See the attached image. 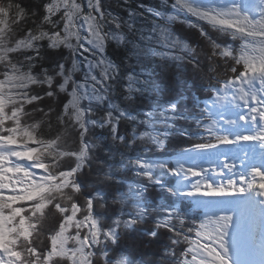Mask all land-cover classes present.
Here are the masks:
<instances>
[{"label":"snow or ice","instance_id":"obj_1","mask_svg":"<svg viewBox=\"0 0 264 264\" xmlns=\"http://www.w3.org/2000/svg\"><path fill=\"white\" fill-rule=\"evenodd\" d=\"M39 3L40 0L34 4ZM85 4L88 12L84 11ZM173 7L238 42V47L218 43L199 23L169 16L170 20L197 28L200 36L211 43L212 56L222 59L232 75H226L219 87L210 86L213 105L204 107L195 118L198 130L195 135L201 142L179 149L177 158L167 163L133 161L134 174L145 182L127 192H115L120 203L129 204L132 211L126 213L121 208L111 215L107 226L97 210V201L106 199L107 194L94 181L86 183L78 179L90 156L89 142L84 137L89 131L86 118L91 110L83 107V102L85 99L91 102L92 97L87 94L86 84L77 83L73 78L79 71L75 60L70 69H66L64 63L54 66V70L43 66L46 48L52 51L64 48L71 52L87 44L99 53L104 52L108 38L100 23L103 20L100 0H44L40 14L35 7L29 10L18 3L20 11L15 23L0 14V264H95L98 250L104 264H133L136 258L127 250V245L120 243L121 225L141 245L157 244L163 234H170L171 246L180 245L182 241L176 237L183 234L178 232L176 224L184 222L180 215L183 209L174 213L171 207L158 206L156 197L148 194V181L163 183L162 179L157 181V172L169 177V193L190 187L185 193L187 196H200L209 201L228 199L235 202V206L219 215L206 213L205 218L183 236L185 248L177 253L175 247L166 245L158 253L160 259L153 264H163L166 260L171 264H232L230 259L224 260L213 245L210 225L215 223L222 229L235 226L239 235L244 227L252 226L257 215L264 218V162L248 163L242 171L237 170L235 162L229 163L227 157L220 170L215 165L187 162L192 153L221 147L258 145L264 153V0H174ZM28 21H31L30 26L21 28ZM115 38L123 41L122 36ZM161 41L172 51L154 55L184 60V56L175 53L180 46L189 53V61L195 59V49L179 38H170L166 30L161 31ZM89 67L99 73V79L92 75L94 82L113 79L108 72L115 70V65L103 56ZM57 78L60 83H56ZM127 79L131 81L132 77ZM217 84H220L219 79ZM41 89L42 92L38 91ZM128 92L131 98V86ZM60 93H66L70 99L57 114L55 104ZM100 99L97 95L96 102ZM44 100H51L52 104L45 107ZM225 102L237 107L236 118H225L222 113L213 112L214 108H223ZM33 114L48 117L49 124L55 114V135L44 138L38 132L45 122L43 119L27 123L26 119ZM105 116L115 138L123 143L124 137L116 135L118 123L121 118L132 117L122 111L118 115L109 111ZM112 116L116 117L114 123ZM148 116L143 121L146 125L150 124L151 114ZM161 116L165 120L169 116L191 118L176 114L175 104ZM90 123L97 125L96 120ZM69 124L79 130L76 150L67 146ZM228 128L241 130L233 135ZM181 134L185 139L194 135L190 131ZM132 135L138 139L150 138L161 150L168 144L167 138L160 139V133L144 131L136 135L134 129ZM205 137L207 142H203ZM240 151L243 165L248 152L245 148ZM69 160L74 161L71 167L67 166ZM208 173L226 176V183L221 181L217 185ZM122 182L120 178L112 181L114 185ZM160 207L165 210L161 212ZM145 221L152 227L140 231L137 225ZM226 235L221 232L219 247L228 251L223 243ZM42 236L45 239L38 244ZM139 264L144 262L139 261Z\"/></svg>","mask_w":264,"mask_h":264},{"label":"trees","instance_id":"obj_2","mask_svg":"<svg viewBox=\"0 0 264 264\" xmlns=\"http://www.w3.org/2000/svg\"><path fill=\"white\" fill-rule=\"evenodd\" d=\"M38 0H0V14L11 23L18 19V3L23 4L31 10L36 8L40 14L44 0L39 4H34ZM174 0H100V7L103 13V31L108 41L103 53L97 52L88 45L76 48L69 52L61 48L58 51L45 49L43 55L45 60L43 66L54 70V66L64 63L66 69L71 68L72 61L79 65V71L73 74L77 83L86 84L87 94L92 97V101L87 99L83 102V107L91 110V115L86 118L89 131L84 137L89 142L90 156L87 159L84 172L78 179L86 183L91 180L96 186L107 194V198L97 201L98 214L105 220V226L110 223L111 215L120 211L121 208L127 213L132 211L129 204L122 205L119 199L114 196L115 192H127L136 185L143 184L139 176L134 174L135 166L133 161L144 159L147 161L167 163L174 161L176 153L181 148L191 146V143L201 142L195 133L198 132L195 125V118L200 111L207 107V103L214 97L211 94L210 86H220L225 76L232 74L227 72V65L219 57H213L211 43L200 36L197 28L189 27L188 24L176 20H170L169 16L175 15L180 21H190L199 23L208 31L212 40L218 43L233 44L238 47V42H234L230 36L213 30L203 21H196L195 17L179 14L173 7ZM84 11L88 12L87 5ZM21 25V28L30 26ZM120 27L117 28L116 25ZM166 30L170 38H179L182 43H186L190 48L195 49V59L189 61V53L182 50L180 46L175 49L177 55L184 56V60H176L172 57H160L154 55L157 52H171L164 47L161 41V31ZM122 36L123 41L115 37ZM170 42V40H169ZM88 50H85V49ZM103 56L115 65V70L108 72V76L113 79L104 78L103 82L93 81L92 75L99 79L98 71L89 67ZM131 76L129 81L127 77ZM219 79L220 84H217ZM57 78L56 83H60ZM129 86L132 88L131 98H129ZM71 86H69L70 88ZM95 90V91H94ZM40 92L43 89L38 90ZM101 97L96 102V96ZM106 97V99H103ZM70 97L66 93H60L56 99L57 114L68 103ZM52 104L51 100H44L42 105L47 107ZM175 104L176 114L191 117L189 119H174L169 116L164 119L161 113H168L169 106ZM112 111L115 114L124 112L132 119L121 118L118 123L116 135L124 137V142L120 143L112 133L105 114ZM150 116V124L143 121ZM203 119V117H201ZM43 119L45 122L38 129L44 138H51L56 133L55 114H53L51 124L48 117H41L33 114L26 122L31 124ZM96 120L97 125H92L90 121ZM116 120L112 116V122ZM135 129L136 135L144 131L160 133V139H168L166 149H158L150 138L138 139L132 135ZM79 130L74 124H69V134L67 136L68 148L76 150L79 147ZM183 131H190L194 135L190 139H185L181 134ZM167 132L170 135L165 137ZM203 142H207V137ZM74 161L69 160L67 166L71 167ZM123 165V167H121ZM115 178L122 179V183L114 185ZM163 183H153L148 181V194L156 197L158 206H168L175 213L182 208L180 215L184 222L177 223L178 232L183 235L177 236L182 242L178 246H171L168 235L163 234L159 243L139 244L134 240L133 235L128 234L129 230L121 225L122 239L120 243L127 245V250L136 258L133 264H153L154 260H159V252L168 245L175 247L179 253L187 245L183 242V236L189 234V228L198 224L202 219L203 212L194 208L188 198L183 197L178 191L169 193L167 190L169 177L157 172V181ZM91 190V189H90ZM151 203V201H149ZM161 212L165 209L160 207ZM155 215V213H152ZM125 219L127 216L124 217ZM151 217H149V220ZM152 224L148 221L140 223L137 228L144 231ZM163 231V230H161ZM194 238V234H192ZM42 236L37 240L38 244L44 241ZM103 248V245H101ZM95 264H104L101 255L98 254ZM163 264H171L166 260Z\"/></svg>","mask_w":264,"mask_h":264},{"label":"bare ground","instance_id":"obj_3","mask_svg":"<svg viewBox=\"0 0 264 264\" xmlns=\"http://www.w3.org/2000/svg\"><path fill=\"white\" fill-rule=\"evenodd\" d=\"M223 111V113H227V117L230 116L232 117L233 119L236 118V113L238 111L237 107L236 106H224L221 110V112ZM230 131L231 130H234L233 131V135L240 131L241 129L239 128H230L229 129ZM241 148H245L248 152V156L247 158H244V163L242 165V153L240 151ZM219 153V154H218ZM206 154L208 156V154H211L215 157H208L206 160L203 158V155ZM262 155L263 153L261 152L260 148L258 147V145H241L239 147H233V148H224V147H221V148H218L214 151H209V152H203V153H192L190 154V160L187 161V162H190V161H195V162H208V161H214V162H217L219 163V166H218V169L217 170H220L222 169L223 167V161H224V158L227 157V160L229 163H233L235 162L236 165H237V170L238 171H242L244 170L246 167H247V164L248 163H256V164H259L261 163V160H262ZM215 165V164H214ZM214 177V175H213ZM220 180H218L216 182V184H220L221 181H224L226 183V179L227 177H220ZM188 192L191 190L190 187L187 189ZM194 200H199L200 205H208L206 204L205 201H208L206 200L204 197H200V196H191ZM226 201V203L228 204L229 207H234L235 206V202L233 201H229L228 199H224ZM228 207V208H229ZM239 247V252L241 253V256L242 258L245 260H249V261H255L256 264H261L260 263V260L259 258L255 260L252 258L254 257L255 255H253V253H246L244 250L245 248L247 249H251L252 246L249 245L248 243L246 242H243V243H240V245L238 246ZM248 250V251H249ZM258 255V254H257ZM260 256V255H259ZM253 263V262H251Z\"/></svg>","mask_w":264,"mask_h":264},{"label":"rangeland","instance_id":"obj_4","mask_svg":"<svg viewBox=\"0 0 264 264\" xmlns=\"http://www.w3.org/2000/svg\"><path fill=\"white\" fill-rule=\"evenodd\" d=\"M244 2H247V0H244ZM176 11L179 13V14H182V15H187V16H191L190 14H188V13H186V12H181V11H178L177 9H176ZM86 46H87V44H85ZM84 45V46H85ZM89 47H91L90 45H88ZM213 100H214V98L211 100V101H209L208 103H207V106H212L213 105ZM230 100V99H229ZM227 104H229V103H227V102H225V105H227ZM217 109H219L218 111H217ZM213 110V112L216 114V115H219L220 113H222L224 116H225V118H228L227 117V113H223V111L221 112V110H222V108H214V109H212ZM176 159V158H175ZM174 159V160H175ZM190 162H192V161H190ZM198 163H200L199 161H198ZM200 164H203V165H205V166H209V165H214L215 164V166H216V168L218 169V166H219V163H217V162H214V161H208V162H205V163H203V162H201ZM207 175H211V176H213V173H208ZM213 179H214V181H218V180H220V178L218 177V176H214L213 177ZM215 182V183H216ZM217 185H219V184H217ZM189 187H182V188H180L179 190H177L178 192H179V194L180 195H182L183 197H185V198H188V200H190L189 198L190 197H188V196H186L185 195V193H187L188 192V189ZM192 205H193V207L194 208H197V209H199V210H202V212H203V215H202V219H204L205 218V215H206V213L208 214V215H219L220 213H221V211H223V212H228L229 210H231V208L229 207V208H226L224 205H219V206H213V207H211V206H203V205H200V204H198V201H196V202H192ZM231 229H233L232 227L231 228H229V229H222L219 225H217V224H215V223H213V224H211L210 225V227H209V231H210V233H211V237L213 238V240H212V243H213V245L217 248V250H218V252H219V254H220V256L224 259V260H229V257H235V258H242V256H236V252H232L231 254L232 255H230V254H227V255H225V254H223L224 253V249L223 248H220L219 247V236H220V234H221V232L223 231V232H231L232 230ZM236 231V230H235ZM235 231H234V233L233 234H231L232 235V239L229 241L228 240V238H226V237H224V241H223V243L225 244V245H229L230 246V249L231 250H233L234 248H235V242L237 243V239H239V238H241L240 236H238V235H236L235 234ZM230 234L228 235V236H231ZM229 241V242H228ZM207 242V241H206ZM234 259V258H233ZM231 262H232V260H231ZM232 264H234L233 262H232Z\"/></svg>","mask_w":264,"mask_h":264},{"label":"water","instance_id":"obj_5","mask_svg":"<svg viewBox=\"0 0 264 264\" xmlns=\"http://www.w3.org/2000/svg\"><path fill=\"white\" fill-rule=\"evenodd\" d=\"M263 156H264V154H263ZM262 162H264V160H262Z\"/></svg>","mask_w":264,"mask_h":264}]
</instances>
